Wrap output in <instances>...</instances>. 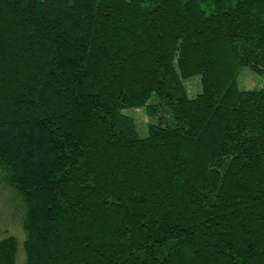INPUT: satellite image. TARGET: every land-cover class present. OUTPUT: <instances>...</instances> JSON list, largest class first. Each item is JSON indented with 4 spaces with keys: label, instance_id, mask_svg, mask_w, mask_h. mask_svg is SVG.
Returning <instances> with one entry per match:
<instances>
[{
    "label": "trees",
    "instance_id": "trees-1",
    "mask_svg": "<svg viewBox=\"0 0 264 264\" xmlns=\"http://www.w3.org/2000/svg\"><path fill=\"white\" fill-rule=\"evenodd\" d=\"M245 69L264 79V0H0L24 264H264V83L241 90ZM142 108L146 135L124 114ZM17 255L0 240V264Z\"/></svg>",
    "mask_w": 264,
    "mask_h": 264
},
{
    "label": "rangeland",
    "instance_id": "rangeland-1",
    "mask_svg": "<svg viewBox=\"0 0 264 264\" xmlns=\"http://www.w3.org/2000/svg\"><path fill=\"white\" fill-rule=\"evenodd\" d=\"M263 83V77L250 69H245L239 77V88L241 90L256 89L261 87ZM185 84L190 98H195L202 91L200 76L186 80ZM124 114L135 120L141 135H146L149 123L155 121L146 113L144 108L126 109ZM24 216V208L13 190L4 181H0V240L8 236H14L18 239V264H24L26 259L24 251V241L26 239L23 228Z\"/></svg>",
    "mask_w": 264,
    "mask_h": 264
}]
</instances>
